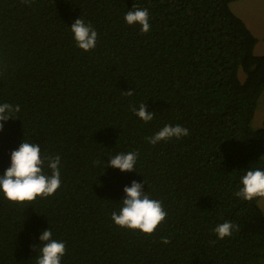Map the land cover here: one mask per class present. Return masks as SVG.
<instances>
[{"label":"trees","instance_id":"trees-1","mask_svg":"<svg viewBox=\"0 0 264 264\" xmlns=\"http://www.w3.org/2000/svg\"><path fill=\"white\" fill-rule=\"evenodd\" d=\"M235 1L0 0V105L20 106L0 132V175L26 140L61 157L62 182L30 205L0 192V264H36L48 229L67 246L62 264H264L260 198L235 195L247 170H264V129L251 126L264 53ZM134 6L150 14L147 34L124 19ZM78 18L98 32L92 51L77 47ZM141 103L147 124L131 110ZM169 124L189 135L148 142ZM128 152L135 172L107 167ZM133 181L168 214L151 236L111 219ZM224 222L238 230L221 240Z\"/></svg>","mask_w":264,"mask_h":264},{"label":"clouds","instance_id":"clouds-1","mask_svg":"<svg viewBox=\"0 0 264 264\" xmlns=\"http://www.w3.org/2000/svg\"><path fill=\"white\" fill-rule=\"evenodd\" d=\"M27 2V0H26ZM129 26L139 25L141 32L147 34L150 31V14L147 9L134 6L124 17ZM77 47L85 52L95 49L98 42V32L91 23H85L78 18L71 25ZM135 92L129 90L127 96H133ZM132 112L145 124L154 119L155 113H149L146 104L141 103L139 109L133 107ZM20 106L4 103L0 105V132L4 130L5 122L13 119V113H19ZM189 135L188 129L181 125H165L154 136L147 137L150 144L156 145L162 141L181 139ZM138 153H120L110 158L107 167L119 169L121 172H135ZM264 158V157H262ZM61 157L42 155L40 145L33 142H22L17 150L11 152V165L3 175H0V192L8 201L29 205L37 201V198L47 199L54 196L61 187L60 172ZM51 170V175L45 174L44 168ZM242 187L235 193L237 197L245 201L255 198L264 199V170L250 169L241 178ZM144 185L133 181L131 186H126L124 192L126 198L121 202L119 213L113 212L111 219L115 225L128 230H139L146 236L153 235L158 227L167 219V212L161 201L151 198L143 190ZM238 226L231 222H224L215 228V234L223 240L232 235ZM41 245L38 249L36 264H62L67 254L65 243L53 239L50 229L42 231L40 235ZM164 244L170 243L167 238H162Z\"/></svg>","mask_w":264,"mask_h":264},{"label":"rangeland","instance_id":"rangeland-1","mask_svg":"<svg viewBox=\"0 0 264 264\" xmlns=\"http://www.w3.org/2000/svg\"><path fill=\"white\" fill-rule=\"evenodd\" d=\"M231 9L255 36L261 37L264 34V0H237L231 4ZM256 51L262 52L259 48H256ZM239 77L242 81L244 80L245 75L242 71ZM251 126L253 129H264V91L258 100ZM258 204L264 213V199H260Z\"/></svg>","mask_w":264,"mask_h":264},{"label":"crops","instance_id":"crops-1","mask_svg":"<svg viewBox=\"0 0 264 264\" xmlns=\"http://www.w3.org/2000/svg\"><path fill=\"white\" fill-rule=\"evenodd\" d=\"M257 36V35H256ZM258 38V44L257 46L255 47V51H256V48H259V50H261L262 52H255L257 55H262L264 53V34L261 35V37L257 36ZM263 43V45L260 46V44Z\"/></svg>","mask_w":264,"mask_h":264}]
</instances>
